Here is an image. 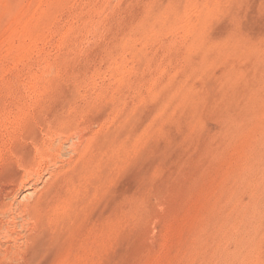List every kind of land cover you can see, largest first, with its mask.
Wrapping results in <instances>:
<instances>
[{"label": "rangeland", "instance_id": "rangeland-1", "mask_svg": "<svg viewBox=\"0 0 264 264\" xmlns=\"http://www.w3.org/2000/svg\"><path fill=\"white\" fill-rule=\"evenodd\" d=\"M0 264H264V0H0Z\"/></svg>", "mask_w": 264, "mask_h": 264}]
</instances>
